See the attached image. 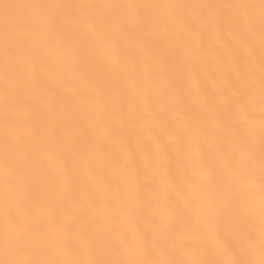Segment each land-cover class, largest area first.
<instances>
[{
    "label": "snow or ice",
    "instance_id": "6c2138e0",
    "mask_svg": "<svg viewBox=\"0 0 264 264\" xmlns=\"http://www.w3.org/2000/svg\"><path fill=\"white\" fill-rule=\"evenodd\" d=\"M0 264H264V0H0Z\"/></svg>",
    "mask_w": 264,
    "mask_h": 264
},
{
    "label": "bare ground",
    "instance_id": "6f19581e",
    "mask_svg": "<svg viewBox=\"0 0 264 264\" xmlns=\"http://www.w3.org/2000/svg\"><path fill=\"white\" fill-rule=\"evenodd\" d=\"M92 2H105V0H92Z\"/></svg>",
    "mask_w": 264,
    "mask_h": 264
}]
</instances>
